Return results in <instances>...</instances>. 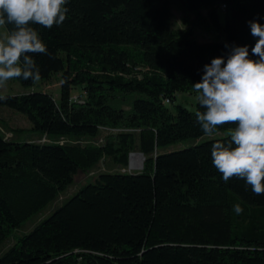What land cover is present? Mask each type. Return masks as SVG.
Listing matches in <instances>:
<instances>
[{"label": "trees", "instance_id": "16d2710c", "mask_svg": "<svg viewBox=\"0 0 264 264\" xmlns=\"http://www.w3.org/2000/svg\"><path fill=\"white\" fill-rule=\"evenodd\" d=\"M65 7L61 25H31L48 51L31 54L41 79L17 78L30 90L0 94V107L32 123L0 118L1 126L42 138L9 137L0 126V246L14 238L0 264H264V194L237 177L225 182L212 164V144L230 133L162 150L205 136L198 102L194 110L166 102L196 94L206 64L226 61L233 46H248L258 59L249 21L264 25V0H68ZM175 7L185 22L195 15L191 25L175 24ZM197 27L215 35L200 38ZM55 76L58 97L43 87ZM75 87L84 97H74ZM103 128L111 132L100 142ZM135 150L144 168L129 171ZM103 159L116 169L19 232Z\"/></svg>", "mask_w": 264, "mask_h": 264}, {"label": "clouds", "instance_id": "9594fccd", "mask_svg": "<svg viewBox=\"0 0 264 264\" xmlns=\"http://www.w3.org/2000/svg\"><path fill=\"white\" fill-rule=\"evenodd\" d=\"M68 0H0V26L13 30L0 37V87L17 78L33 83L41 79L31 54H48L45 43L31 25L51 29L61 25ZM257 42L249 58L248 46H233L225 61L215 57L204 66L200 82L192 85L199 107L195 113L203 133L214 136L219 127L235 125L227 142L211 147L214 167L223 180L243 179L256 195L264 194V25L249 21ZM227 47V45H226ZM234 212H243L240 204Z\"/></svg>", "mask_w": 264, "mask_h": 264}, {"label": "rangeland", "instance_id": "374dc122", "mask_svg": "<svg viewBox=\"0 0 264 264\" xmlns=\"http://www.w3.org/2000/svg\"><path fill=\"white\" fill-rule=\"evenodd\" d=\"M174 13H175V24L179 27L186 28L192 23L190 21H193L195 15L194 14H188V22L184 21V16L185 13L178 7L174 8ZM5 32H8V29L6 26H0V37L3 36ZM197 32L200 36V38H207L210 36L215 35V32L209 33V31H204L202 27H197ZM212 33V34H211ZM35 87H40V86H35ZM46 89L50 90L53 92V94L58 97L60 94V81L57 76L53 77V79L50 82H47L43 85ZM33 89V88H32ZM30 88H25L17 79L9 81L4 87H0V94H5V93H19V92H25L29 91ZM73 95L74 97H84V91L81 89V87H75L73 90ZM167 105L172 109L175 110V104H182L187 106L188 108L194 110L196 109V94L190 93V92H178L176 96L175 102L168 101L166 102ZM0 118H3L7 121V124L9 126H23V127H30L32 125L31 121L28 119V116L16 109L10 108V107H0ZM1 126V124H0ZM3 130L6 131L7 136L9 137H25V136H30L34 137L38 140H41L42 138L35 136V135H28V133H25L23 135H16L13 134L11 131H8L4 126H1ZM110 129L103 128L101 135L99 136V141L103 142L105 138L110 134ZM230 133V130H227L225 132H218L214 136H220L224 134ZM213 136H202L199 138H191L185 141H178L173 143L172 145H169L162 149L163 151H169V150H177L181 149L187 146H190L192 144H195L197 142H200L202 140H205L207 138H210ZM44 139V138H43ZM137 152L140 153V150H135L131 151L129 154V165L127 167V170L129 171H136V170H141L144 168L145 160L146 157L144 154H142V161H141V166H134L132 165L131 162V154ZM117 166H115L111 160L109 159H103L97 167H95L93 170L90 172L84 173V172H79L76 175L75 182L66 190L64 191L57 200L53 201L50 203L47 207H45L42 211L39 213L33 215L30 217L25 224L20 228L19 232H24L29 229H31L35 224L39 222V220L50 214V212L57 206L61 205L66 198H68L70 195H72L74 192H76L81 186H83L85 183L93 181L94 177L101 171L104 170H109V169H116ZM14 241V238L11 237L7 239L1 246H0V253L3 252L10 244H12Z\"/></svg>", "mask_w": 264, "mask_h": 264}, {"label": "bare ground", "instance_id": "6f19581e", "mask_svg": "<svg viewBox=\"0 0 264 264\" xmlns=\"http://www.w3.org/2000/svg\"><path fill=\"white\" fill-rule=\"evenodd\" d=\"M142 154L134 152L131 154V162L134 166H141Z\"/></svg>", "mask_w": 264, "mask_h": 264}, {"label": "water", "instance_id": "95a60500", "mask_svg": "<svg viewBox=\"0 0 264 264\" xmlns=\"http://www.w3.org/2000/svg\"><path fill=\"white\" fill-rule=\"evenodd\" d=\"M140 153L144 154L142 151H140Z\"/></svg>", "mask_w": 264, "mask_h": 264}]
</instances>
